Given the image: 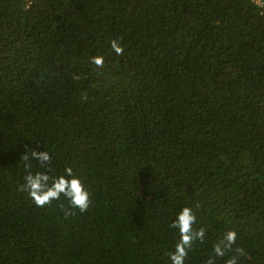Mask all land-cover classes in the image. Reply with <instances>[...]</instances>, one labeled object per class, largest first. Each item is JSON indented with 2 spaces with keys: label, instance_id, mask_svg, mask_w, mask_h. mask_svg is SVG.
<instances>
[{
  "label": "trees",
  "instance_id": "trees-1",
  "mask_svg": "<svg viewBox=\"0 0 264 264\" xmlns=\"http://www.w3.org/2000/svg\"><path fill=\"white\" fill-rule=\"evenodd\" d=\"M260 4L0 0V264H170L184 207L206 229L185 264L228 230L239 264H264ZM32 148L52 155L50 176L73 167L87 213L19 190Z\"/></svg>",
  "mask_w": 264,
  "mask_h": 264
},
{
  "label": "clouds",
  "instance_id": "clouds-1",
  "mask_svg": "<svg viewBox=\"0 0 264 264\" xmlns=\"http://www.w3.org/2000/svg\"><path fill=\"white\" fill-rule=\"evenodd\" d=\"M112 51L117 55H123L124 49L117 40L110 41ZM96 68H103V56H93L89 61ZM73 79L79 81L80 75L73 74ZM87 93L81 97V101H87ZM25 162L27 175L24 177V183L19 186V190L27 192L33 203L40 208L51 206L54 202L63 200L67 205L60 203L58 206L67 219L75 215L87 213L92 200L91 193L87 190L84 182L76 175L72 166H66L64 172L59 176H50L53 157L47 151L38 152L36 149H29L21 157ZM30 161H39V166L46 171L31 170ZM197 217L190 207H184L177 215L170 227L176 229L179 239L174 246V250L167 253L170 264H185L189 251L194 244L199 242L203 244L206 237V229L203 227L194 228ZM238 234L235 230L224 232L213 244L212 254L205 260L204 264H216L217 258H225L229 253H233L226 259L225 264H239V258L245 255L244 249L237 246Z\"/></svg>",
  "mask_w": 264,
  "mask_h": 264
},
{
  "label": "built area",
  "instance_id": "built-area-1",
  "mask_svg": "<svg viewBox=\"0 0 264 264\" xmlns=\"http://www.w3.org/2000/svg\"><path fill=\"white\" fill-rule=\"evenodd\" d=\"M254 1H255L256 3H258L259 5H261V4H260V0H254Z\"/></svg>",
  "mask_w": 264,
  "mask_h": 264
}]
</instances>
